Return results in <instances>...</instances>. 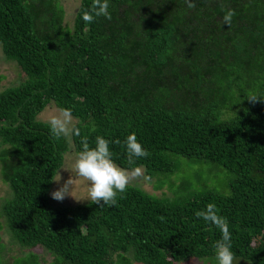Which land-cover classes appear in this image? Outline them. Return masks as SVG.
Here are the masks:
<instances>
[{"label": "trees", "instance_id": "1", "mask_svg": "<svg viewBox=\"0 0 264 264\" xmlns=\"http://www.w3.org/2000/svg\"><path fill=\"white\" fill-rule=\"evenodd\" d=\"M80 0L72 27L58 0H0V43L24 81L0 91V175L11 197L1 219L49 264H174L214 256L220 229L196 213L215 205L234 257L264 264V0H109L111 18ZM234 11L228 25L224 11ZM254 97V98H251ZM70 108L81 140L97 136L124 168L148 178L179 167L177 156L233 174L231 192L207 189L182 202L128 185L114 205L53 206L48 193L69 150L38 115ZM134 133L148 155L129 164ZM192 185L184 181L181 189ZM0 264H2L0 260ZM11 264H42L29 251Z\"/></svg>", "mask_w": 264, "mask_h": 264}, {"label": "clouds", "instance_id": "2", "mask_svg": "<svg viewBox=\"0 0 264 264\" xmlns=\"http://www.w3.org/2000/svg\"><path fill=\"white\" fill-rule=\"evenodd\" d=\"M187 6L188 8L194 7L193 0H187ZM233 15L234 11L231 8L225 10L222 16L223 24H230ZM99 16L111 18L109 0H96L91 14L83 15V20L92 22ZM48 123L52 135L56 138L78 135L77 122L74 121L70 108H61L52 113L48 117ZM113 143H120V141H110L103 136H97L94 144L90 145L86 139L81 140L70 167L57 168L55 177L51 179L57 187L50 192V196L57 201L71 197L76 201H87L98 206L114 205L118 193H123L129 185L131 173L129 169L119 166L113 159L110 147ZM123 144L129 164L148 155L147 150L134 133L128 134ZM60 169L69 172L67 178L62 179ZM79 186L85 188V195L82 197L76 195V189ZM196 216L220 229V239L213 246L216 264H236L232 248V234L227 222L217 214L215 205L209 204L206 209L198 211Z\"/></svg>", "mask_w": 264, "mask_h": 264}, {"label": "rangeland", "instance_id": "3", "mask_svg": "<svg viewBox=\"0 0 264 264\" xmlns=\"http://www.w3.org/2000/svg\"><path fill=\"white\" fill-rule=\"evenodd\" d=\"M65 9V23L72 27L75 14L80 5V0H58ZM26 78L25 72L22 70L17 61L8 59L2 50L0 43V91L5 88L15 86ZM61 108L57 103L51 101L38 115L40 121L48 122V117L59 111ZM74 121L79 122V119L73 116ZM69 143V150L64 154V161L62 166L70 167L71 161L76 154L72 136L66 137ZM180 164L175 173L167 176H154L148 178L144 167L139 166L130 170L131 179L129 185L139 187L145 192L155 195L157 197L174 199L177 202H182L191 197L195 192L207 189L215 190L223 195H228L231 192L230 183L233 180V174L226 168L216 165L210 161L204 160L201 162H191L182 156H177ZM63 178H67L69 172L64 169L59 170ZM187 181L192 185V189L182 191L181 187ZM57 187L53 181L48 193V199L51 205H78L86 203L87 201H76L71 197H65L62 201H57L50 196V192ZM76 195L82 197L85 195V188L79 186L76 189ZM11 197V190L9 186L3 182L0 175V206ZM3 229L2 235V249L0 252V260L2 264H11L13 259L17 256L24 255L29 251H33L39 255L42 264H49L52 260V254L44 247L35 246L27 247L21 245L12 235V232L7 224L5 218L1 219ZM236 264H252L251 262L242 258H236ZM174 264H216L215 257H208L202 259L189 258L187 260Z\"/></svg>", "mask_w": 264, "mask_h": 264}]
</instances>
